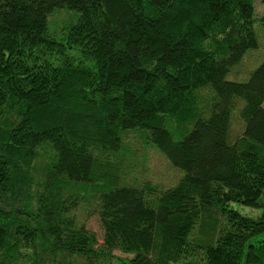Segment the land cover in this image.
I'll return each instance as SVG.
<instances>
[{
  "label": "trees",
  "instance_id": "obj_1",
  "mask_svg": "<svg viewBox=\"0 0 264 264\" xmlns=\"http://www.w3.org/2000/svg\"><path fill=\"white\" fill-rule=\"evenodd\" d=\"M255 10L0 0V264H264V59L228 79L259 47ZM132 135L178 182L129 175Z\"/></svg>",
  "mask_w": 264,
  "mask_h": 264
},
{
  "label": "rangeland",
  "instance_id": "obj_2",
  "mask_svg": "<svg viewBox=\"0 0 264 264\" xmlns=\"http://www.w3.org/2000/svg\"><path fill=\"white\" fill-rule=\"evenodd\" d=\"M255 9L258 18L264 16V0H255ZM61 12L71 14L72 10L69 11L62 9ZM62 13L52 15L51 21H53L54 24H57L58 20L64 16ZM255 29L259 38V47L252 48L244 55L243 60L237 67L239 72L235 70L231 71L228 75V79H235L238 81L246 80L252 70L256 69L257 66L262 63V60L264 59V26L261 23L256 22ZM233 123L232 134L238 136L244 125L240 120L239 112L234 114ZM129 141L131 142L132 149L135 150L132 158L133 165L130 169L128 168L126 170L129 172L130 176H136L141 182L150 181L154 184H159L162 187H169V185L178 182V179L181 176L180 170L175 169L170 160L167 159L158 149H154L150 147V145L140 142L135 135L130 136ZM234 206L239 207L245 213L252 212L249 207L246 208L239 203L235 202ZM82 207V209L80 208L77 210V216L88 228L97 232L100 242H102V228L100 227L97 214L94 212L91 213V210H87V206L85 205H82ZM116 254L125 257L120 251H117Z\"/></svg>",
  "mask_w": 264,
  "mask_h": 264
}]
</instances>
